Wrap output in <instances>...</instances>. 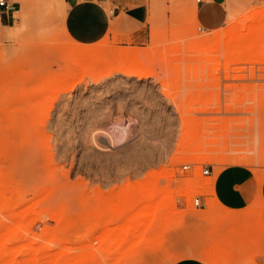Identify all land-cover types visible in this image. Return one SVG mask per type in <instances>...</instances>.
<instances>
[{
    "label": "rangeland",
    "instance_id": "374dc122",
    "mask_svg": "<svg viewBox=\"0 0 264 264\" xmlns=\"http://www.w3.org/2000/svg\"><path fill=\"white\" fill-rule=\"evenodd\" d=\"M10 2L16 11L0 14V264H264V209L238 220L205 191L228 166L264 174V41L262 60L257 47L227 66L223 48L193 52L212 33L193 16L197 0H104L109 15L143 10L140 35L112 20L99 43L82 45L62 28V0ZM224 8L220 31L263 11L264 0ZM77 45L94 52L87 70L71 60ZM186 132L197 141L183 146ZM148 181L169 206L142 236L130 234L136 247H118L126 218L111 209L128 184ZM196 195L205 207L193 205Z\"/></svg>",
    "mask_w": 264,
    "mask_h": 264
},
{
    "label": "crops",
    "instance_id": "0c3cea01",
    "mask_svg": "<svg viewBox=\"0 0 264 264\" xmlns=\"http://www.w3.org/2000/svg\"><path fill=\"white\" fill-rule=\"evenodd\" d=\"M224 1L201 0L198 3L197 20L204 30L216 31L224 26L227 19ZM62 4V28L75 42L82 45L99 43L110 30L112 20H116L120 31L128 37L140 35L139 28L145 22V12L139 8L121 9L117 14L114 12L109 15L103 5L104 0H62ZM204 16L209 20V25H205ZM263 146L260 140L259 153ZM259 172L260 168L256 170L245 165H232L216 174L215 196L226 209L239 213L238 220L246 218V213L256 205L264 209V174ZM262 243L264 244V239ZM133 258L135 257L131 256L128 259ZM176 261L173 260L170 264H207L199 257Z\"/></svg>",
    "mask_w": 264,
    "mask_h": 264
},
{
    "label": "bare ground",
    "instance_id": "6f19581e",
    "mask_svg": "<svg viewBox=\"0 0 264 264\" xmlns=\"http://www.w3.org/2000/svg\"><path fill=\"white\" fill-rule=\"evenodd\" d=\"M193 16L196 19V17H197L196 9L193 11ZM263 41H264V10L255 14V15H252L251 17L247 18L246 20H244L240 23H237L235 25L230 26L228 29H226L224 31L216 30V31H212L211 34H204V35L199 36L196 39L197 43H196L195 50L193 52L194 53H201V55H204L206 53L219 52L220 49L223 48V52H224V56H225V63L227 66H229L230 64H232L238 60H240V63H242L241 59H239L240 56L242 54H244L245 52H249L248 49H250V50L254 49V51H256L257 47H258V50H257L256 54L258 55V59H256V60H258V61L262 60L264 57L263 56L264 53L262 54V52H261L262 49H260V46H261V43H263ZM93 53L94 52L92 50H90V48H87V47L82 46V45H77L74 53L71 55L72 56L71 60L73 61V63H76V66L80 67L81 69L85 68L84 70H87L86 66L89 63V60L91 58L94 59V57H95V55ZM250 53H249V56L250 57L252 56V58H253L254 54L252 55ZM95 62L100 63V59H97V60L95 59ZM238 63H239V61H238ZM260 63H262V62H260ZM125 66H124V68L127 70L128 65L126 67ZM98 67H99V65H98ZM86 72L87 71H85V73ZM90 72H91V70H90ZM85 73H84V75H85ZM84 75H81V76H84ZM68 81H69V79H68ZM184 122L187 125V127L190 129L192 126L191 121L185 119ZM119 127H120L119 125L115 126V128H119ZM125 134H126L125 131H123L118 139L119 140L124 139ZM188 139L193 140V141H197V137L193 133L186 132L184 137H183V140H182L183 146H186V141H188ZM201 142H202V139H201ZM206 142L210 143L211 140L208 139V140H206ZM181 151L185 152V151H187V148L183 147V149ZM207 152L209 153L210 149H208ZM204 157H206L208 159L210 158L209 155H205ZM152 182H153V180H152ZM186 186L189 187L188 184L185 185V183H184V186H183L184 189L183 190L185 192L187 191L186 193L193 191L192 189L190 190V188L193 187V184L191 185L190 188H188V187L186 188ZM180 188H182V187H180ZM196 188H197V186H196ZM155 190L156 189H155L154 185H152V183L149 181L145 182L144 184L142 183L140 185H135V186L128 184L126 186V189H125L126 193L124 194V196L122 198L118 199L119 204L118 205L111 204L109 206L110 209L112 208V205L117 206L114 210L111 209V215L114 216L113 217L114 219L118 220L121 218V220H122V218L124 217L123 219L125 220V218H126V220L123 221V223H121L122 221L121 222L119 221L121 224L119 223V227L117 226L118 231L116 232V230H115L116 235L114 237L116 238L115 240H118V241L114 240V242H116V244L118 243L117 244L118 247L120 245L122 246V244H127L125 241H126V239H130L132 237V235H131V237L128 238L130 236V234L135 233L136 235L135 234L134 235H135V237H137V233L139 232L140 234H138V235L142 236L143 229L145 227H147L148 225H150L152 221L157 219L158 215L160 214V210L164 209V207H166V206H169V204L167 205L168 202L166 201V199H164L165 198L164 196L160 195V199L158 198L159 197L157 195L158 193ZM194 190H195V188H194ZM205 191H207L208 194L211 196L210 202H211V205L213 206V204L217 201L216 200L217 198L214 194V187L213 188H207V189H205ZM166 196H168V195H166ZM175 198H176V195H175ZM171 201L173 204L171 203ZM140 203H143L144 205H140L143 207L141 209L139 208L137 210L136 205L139 206ZM171 204L172 205L175 204L174 199L170 200V207H171ZM172 208H174V206L171 207L170 209H172ZM170 211H172V210H170ZM225 211H227V210H225ZM206 215H207V213H206ZM160 217H161V215H160ZM120 225H121V227H120ZM113 229L114 228H112L111 231H113ZM117 236H118V238H117ZM135 237L133 236V238L130 239V241H128V242H130L129 244L133 245L134 247H136V245H134L135 244L134 242L137 241L135 239ZM133 239L135 240L134 242L132 241ZM145 239H146V241L148 240L146 237H144V241H145ZM143 242H141V243H143ZM141 243L139 245L137 243V247L142 246L144 244V243L143 244H141ZM129 244L126 246L128 247ZM151 244L153 246L155 243L154 244L151 243ZM144 246H145V244H144ZM158 246L159 245L156 242V244H155V246H153V248H159ZM127 247H126V250L131 249V246L128 247L129 249H127Z\"/></svg>",
    "mask_w": 264,
    "mask_h": 264
},
{
    "label": "built area",
    "instance_id": "2783aa9c",
    "mask_svg": "<svg viewBox=\"0 0 264 264\" xmlns=\"http://www.w3.org/2000/svg\"><path fill=\"white\" fill-rule=\"evenodd\" d=\"M197 3H201V0H197ZM16 11L15 2H10V0H0V12L2 14H5L7 17L9 13ZM114 11H111V14H113ZM183 170H187L189 168V165H184ZM202 174L206 177L212 175V168L208 165L203 166ZM193 205L196 208H203L206 206L203 196L196 195L193 198Z\"/></svg>",
    "mask_w": 264,
    "mask_h": 264
}]
</instances>
